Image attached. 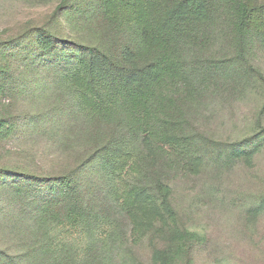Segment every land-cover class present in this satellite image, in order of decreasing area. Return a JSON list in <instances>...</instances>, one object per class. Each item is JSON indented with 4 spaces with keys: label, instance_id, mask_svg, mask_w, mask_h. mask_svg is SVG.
I'll list each match as a JSON object with an SVG mask.
<instances>
[{
    "label": "rangeland",
    "instance_id": "rangeland-1",
    "mask_svg": "<svg viewBox=\"0 0 264 264\" xmlns=\"http://www.w3.org/2000/svg\"><path fill=\"white\" fill-rule=\"evenodd\" d=\"M62 1L0 0V120L13 124L0 137V264H33L35 207L61 191L64 170L83 183L87 203L101 202L102 162H89L83 124L103 107L101 86L111 69L76 44L115 49L116 28L165 27L176 2ZM190 20H181L185 30ZM218 39L226 48L225 36ZM252 63L264 74L258 38ZM204 101L191 116L190 141L171 143L174 168L108 153L109 177L122 175L117 198L130 209L129 218L122 215L129 245L113 250L114 264H158L155 252L171 229L194 235L176 264H264V82L243 73ZM156 180L167 189L171 217ZM76 234L66 227L67 237Z\"/></svg>",
    "mask_w": 264,
    "mask_h": 264
},
{
    "label": "trees",
    "instance_id": "trees-1",
    "mask_svg": "<svg viewBox=\"0 0 264 264\" xmlns=\"http://www.w3.org/2000/svg\"><path fill=\"white\" fill-rule=\"evenodd\" d=\"M185 15L191 18L188 30L181 23ZM169 16L171 24L153 31L135 23L116 28L121 40L115 49L76 44L111 69L112 77L101 86L103 107L85 116L83 124L89 162H102L96 174L101 202L87 203L83 183L64 170L61 191L35 207L31 235L39 251L33 264H114L113 250L129 245L122 215L129 218L130 209L117 198L122 175L109 177L108 153L146 157V168H174L171 143L190 141L191 116L209 94L243 73L264 82L263 72L252 63L255 38L264 43V0H176ZM223 36L226 48L220 49L215 40ZM142 73L146 80L139 79ZM12 130L13 124L0 120V137ZM155 187L165 212L173 216L166 187L157 180ZM70 225L77 234L67 237ZM171 231L166 247L155 252L158 264H176L194 236L188 230Z\"/></svg>",
    "mask_w": 264,
    "mask_h": 264
}]
</instances>
